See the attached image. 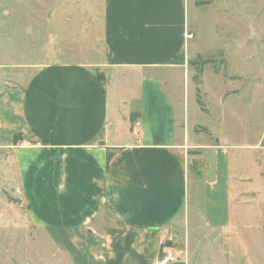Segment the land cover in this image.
<instances>
[{
	"label": "crops",
	"instance_id": "crops-1",
	"mask_svg": "<svg viewBox=\"0 0 264 264\" xmlns=\"http://www.w3.org/2000/svg\"><path fill=\"white\" fill-rule=\"evenodd\" d=\"M92 2L98 60L40 62L24 83L26 61L0 72V264H160L165 247V264H264L250 245L264 243L262 136L235 144L257 151L254 175L216 158L228 140L177 141L190 127L174 72L220 51L201 50L203 32L249 21L250 1ZM258 17L264 83V0Z\"/></svg>",
	"mask_w": 264,
	"mask_h": 264
},
{
	"label": "rangeland",
	"instance_id": "rangeland-1",
	"mask_svg": "<svg viewBox=\"0 0 264 264\" xmlns=\"http://www.w3.org/2000/svg\"><path fill=\"white\" fill-rule=\"evenodd\" d=\"M249 1V8L245 9V15L250 13L249 21L221 14L218 25L214 27L216 34L212 36L203 32L201 50L220 51L199 59L191 58L198 62L196 65L188 64V80L181 70L174 72L177 97H186L185 112L190 127L188 136L182 131L180 134L177 132V141L184 144L186 140L193 142L196 138L201 144L215 142L221 146L227 144L226 140L231 144L222 149L224 153L220 151L217 157L213 150H203L201 158L206 167L205 173L210 170L208 164L213 165L214 157L222 164L226 157H230L231 167L246 161L251 175L257 169L256 165L248 162V158L259 157L257 151L235 146L252 144L260 136L264 141V83L257 78L262 77L261 47L257 35L253 34V27L257 29L260 23V0ZM98 6L91 0H0V72L17 77L20 70L8 69L7 66L26 61L27 72L21 77L24 83L33 75L38 64H43L40 62L98 60L102 46L99 19L95 17L100 12ZM250 23L252 29L248 32ZM205 43L208 44L206 47ZM207 58L214 62L202 65L200 74V62ZM231 74H240L244 79L237 81ZM181 110L177 102L178 120ZM190 149L188 153H197L194 148ZM250 245H259L264 252V243Z\"/></svg>",
	"mask_w": 264,
	"mask_h": 264
},
{
	"label": "built area",
	"instance_id": "built-area-1",
	"mask_svg": "<svg viewBox=\"0 0 264 264\" xmlns=\"http://www.w3.org/2000/svg\"><path fill=\"white\" fill-rule=\"evenodd\" d=\"M192 35L188 34V38H190ZM139 122L134 121V129L137 128ZM178 257L172 252V250L169 247H165L163 253L159 257V263L165 264L168 261L176 260Z\"/></svg>",
	"mask_w": 264,
	"mask_h": 264
},
{
	"label": "trees",
	"instance_id": "trees-1",
	"mask_svg": "<svg viewBox=\"0 0 264 264\" xmlns=\"http://www.w3.org/2000/svg\"><path fill=\"white\" fill-rule=\"evenodd\" d=\"M199 59V58H198ZM197 62L198 61H196V60H191V61H189V64H197ZM214 61L212 60V59H210V58H207V59H204V60H202L201 62H200V66H199V72H200V74H201V72H202V65H204V64H207V63H213ZM197 81V80H196ZM199 83V82H198ZM15 136H17V134L15 135ZM15 136H14V140L16 139L15 138ZM108 157H109V155H108Z\"/></svg>",
	"mask_w": 264,
	"mask_h": 264
}]
</instances>
